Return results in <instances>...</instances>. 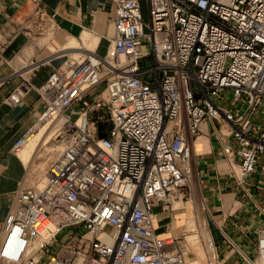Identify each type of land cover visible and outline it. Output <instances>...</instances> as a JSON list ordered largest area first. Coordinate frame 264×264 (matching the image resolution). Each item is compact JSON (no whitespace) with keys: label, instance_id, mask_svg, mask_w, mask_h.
Returning <instances> with one entry per match:
<instances>
[{"label":"built area","instance_id":"1","mask_svg":"<svg viewBox=\"0 0 264 264\" xmlns=\"http://www.w3.org/2000/svg\"><path fill=\"white\" fill-rule=\"evenodd\" d=\"M32 2L43 33L44 2ZM114 28L105 56L68 58L40 86L18 71L8 102L36 90L45 106L13 153L57 118L61 150L42 188L16 190L0 264H186L187 246L158 232L155 208L193 184L191 138L206 120L231 126L230 176L243 184L259 165L264 177V0H115ZM205 246L215 264L216 243ZM250 264H264V228Z\"/></svg>","mask_w":264,"mask_h":264},{"label":"crops","instance_id":"2","mask_svg":"<svg viewBox=\"0 0 264 264\" xmlns=\"http://www.w3.org/2000/svg\"><path fill=\"white\" fill-rule=\"evenodd\" d=\"M43 2L39 27L47 29L39 33L31 23L32 0H0V239L16 190L31 186L29 168L36 164L32 184L41 188L45 182L41 172L47 173L48 166L44 160L33 163L36 154L45 147L49 153L55 150L49 145L52 132L33 146L27 142L19 154L12 151L45 106L36 90L17 104L8 102V95L21 82L18 71L32 70V82L40 86L68 58L80 61L92 55L105 56L115 36V0ZM44 126L51 128L46 124L39 129ZM231 139L229 124L202 122L200 134L191 138L194 175L186 191L192 203L177 199L166 209L156 207V225L162 236H180L183 230L192 229L196 212L203 219L207 237L216 243L215 264H250L258 232L264 228V177L259 165L243 184L236 175H229L231 164L222 145Z\"/></svg>","mask_w":264,"mask_h":264},{"label":"rangeland","instance_id":"3","mask_svg":"<svg viewBox=\"0 0 264 264\" xmlns=\"http://www.w3.org/2000/svg\"><path fill=\"white\" fill-rule=\"evenodd\" d=\"M143 11H144L145 17L148 19V9H147V6H146L145 2H143ZM150 50H151L150 41H149V39H145L144 42H143V51H144L145 54H147ZM102 87L103 86H100L97 91L99 92V90H101ZM92 94H95V90H93ZM48 126L52 127L53 130L55 129L54 128V124L48 123ZM28 142H30L31 146L34 145V143L31 142V139ZM56 143L59 144L55 140V138H53L52 142L49 145L51 147H55ZM55 153H56L55 151L49 153V151L47 150V147L41 148L40 151L36 154V157H35V160H34L35 162H33V163H38L41 160H44L45 161V165L49 167L51 162L53 160H55V158L57 157V155H55ZM35 165L36 164H34L33 166H31L29 168V179L31 181V185H33V186H35V184H32L33 183L32 180H34V176L36 174L35 170H34ZM41 173L43 174L42 177L45 180L46 171L43 170ZM43 186H44V184H43ZM177 199H180L182 201V203H185V204H188V203H190L192 201L190 199L189 195L187 194L186 190H181L180 192H178L175 200H177ZM174 201H173V205L175 203ZM186 201H188V202L186 203ZM194 215H195L196 222L194 223L192 229H190V228L188 229L187 228L186 230H183V232L180 234L179 237L183 240L184 244L187 246V248L189 250L188 264H209V260H208L209 257H208L207 249H206V246H205V240H206V237H207V233H206V230H205L204 222H203V219L200 216H198V214L196 212H194ZM71 229L74 232H76V233H81L83 231L81 228L79 229V226H72ZM68 232H69V229H64L58 235V238H57L58 241L52 247V251L53 252L56 251V249L59 248L61 243L66 240ZM191 235H193V237ZM194 235H196V236H194Z\"/></svg>","mask_w":264,"mask_h":264},{"label":"bare ground","instance_id":"4","mask_svg":"<svg viewBox=\"0 0 264 264\" xmlns=\"http://www.w3.org/2000/svg\"><path fill=\"white\" fill-rule=\"evenodd\" d=\"M63 119L61 118H57L55 120H52V121H45V122H41L40 124H38V128L36 131H33L31 132L29 135H28V138H27V141L26 143L32 139V142L35 143L37 142L41 137L44 138V140L46 139L47 136L51 135V133L53 132V128L51 127L50 129H47L46 126L42 127L41 130L39 129L41 126L43 125H46L48 123H51V124H54V128H56L57 126H59L61 123H62ZM39 130V132H37ZM55 130V129H54ZM37 132V133H36ZM26 145V144H25ZM56 146L54 147L55 148V152H56V155H58V153L60 152L61 150V144H55ZM187 264V263H186Z\"/></svg>","mask_w":264,"mask_h":264},{"label":"trees","instance_id":"5","mask_svg":"<svg viewBox=\"0 0 264 264\" xmlns=\"http://www.w3.org/2000/svg\"><path fill=\"white\" fill-rule=\"evenodd\" d=\"M106 125V124H105Z\"/></svg>","mask_w":264,"mask_h":264}]
</instances>
